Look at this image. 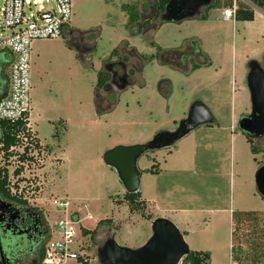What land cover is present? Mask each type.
I'll return each mask as SVG.
<instances>
[{
  "label": "rangeland",
  "instance_id": "374dc122",
  "mask_svg": "<svg viewBox=\"0 0 264 264\" xmlns=\"http://www.w3.org/2000/svg\"><path fill=\"white\" fill-rule=\"evenodd\" d=\"M236 2L254 7L248 0ZM148 4L147 0H71L68 27L86 34L85 41L95 42L93 54L85 58L64 36L31 42L29 126L42 147L30 152L33 161L23 163L18 176L13 171L22 164L18 161L22 147L14 149L16 155L5 165L0 154V166H7L12 192L40 211L50 230L64 216L52 201L69 203L70 217L81 219L79 240L87 264H97L94 251L105 233L119 246L136 249L149 238L150 223L156 218L170 221L189 251L206 252L208 264H230L229 211H257L249 223L257 230L264 228V200L254 185V173L264 164V137L252 140L258 150L252 154L237 128L238 120L250 112L246 64L254 59L264 68V16L254 7L255 21L248 24L232 17L224 21L223 9H202L206 21L164 24L153 39L169 46L181 44L183 37H198L203 52L221 67L219 73L234 82L233 92L230 84L229 90L220 92L221 84L213 81L210 69L200 73V83L195 78L184 82L176 73L172 77L177 97L167 110V102L156 93V78L169 72L153 63L143 73L144 87L121 94L115 109L98 118L93 94L101 61L121 41L150 52L143 37H132L124 29L123 18L145 14ZM171 36L176 43L167 44ZM2 76L6 78L7 69ZM194 99L212 112L215 126L196 128L170 154L149 151L140 157L139 193L147 206L141 213H130L122 200L124 190L115 172L102 163V155L116 145L144 144L157 133L174 129ZM157 167V174L149 172ZM18 180L15 189L12 184ZM99 221L103 222L97 226ZM83 230L95 231L84 235ZM232 244L235 254L241 248L248 256L258 255L257 247L238 244L234 238Z\"/></svg>",
  "mask_w": 264,
  "mask_h": 264
},
{
  "label": "flooded vegetation",
  "instance_id": "af4514ba",
  "mask_svg": "<svg viewBox=\"0 0 264 264\" xmlns=\"http://www.w3.org/2000/svg\"><path fill=\"white\" fill-rule=\"evenodd\" d=\"M147 1L149 4L145 11L146 13L136 15L135 21L130 22L129 16H127V19L123 17L125 21L124 29L133 36L138 35L139 37H143L146 46H155L157 56L156 54L136 51L127 41L119 42L116 48L101 61L97 72L93 94V109L95 114L102 111H113L121 94L135 86H140L139 83L146 66L151 64L152 61L160 59H163L166 63V70H171L174 74H181L184 82H188L189 78H194V74L199 70L210 69L213 73V81H219L221 84L220 92L225 93L229 90L227 88L229 84L230 91L232 90L231 92H233L234 82L232 80L229 81V76L226 73L220 74L219 77L216 76L221 67L217 66L215 58L203 52L202 44L200 46L197 42L194 43V41L190 40V44H186L187 42L183 41L182 48L175 47L163 50L160 46H156L153 39L160 32L161 27L164 24H177L179 22H161L159 19L160 15H155L157 0ZM205 9H209V7ZM198 20H207L203 12H201ZM62 36L68 39L72 48L81 58L93 54L95 42L92 40L90 42L85 41L86 34L69 28L63 30ZM164 54H167V57H164ZM90 65L93 67L92 64ZM208 89L215 90L216 87L210 86ZM156 93L159 98L167 102V110H169V102L177 97L175 86H173L169 77L162 78L157 82ZM195 104L204 105L201 100L194 99L184 117H186L192 105ZM204 108L208 111L213 121L212 112L205 105ZM167 151L169 152L170 150ZM48 231L49 228L44 217L36 208L9 202L0 196V248L2 240L8 238L9 247L13 248V255L17 253L14 252L15 249L23 246V254L27 257L26 264H30L31 262L35 264L41 248L45 246ZM15 235L19 239H15ZM0 264H8V262L1 261L0 259Z\"/></svg>",
  "mask_w": 264,
  "mask_h": 264
},
{
  "label": "water",
  "instance_id": "95a60500",
  "mask_svg": "<svg viewBox=\"0 0 264 264\" xmlns=\"http://www.w3.org/2000/svg\"><path fill=\"white\" fill-rule=\"evenodd\" d=\"M211 3L212 0H167L159 19L164 23L192 20L198 18L202 9L208 8ZM246 70L245 86L250 112L238 120L237 128L246 138L259 140L264 137V68L260 62L250 60ZM211 123L204 105H192L174 129L161 131L144 144L116 145L104 152L102 163L115 172L124 193L136 194L140 189L137 162L144 153L174 149L196 128ZM254 185L256 193L264 200V164L254 173ZM150 232L145 243L136 249L119 246L109 233H105L102 244L94 251L97 264H178L188 255L189 248L181 233L167 219L152 220ZM0 259L5 261L1 248Z\"/></svg>",
  "mask_w": 264,
  "mask_h": 264
},
{
  "label": "built area",
  "instance_id": "2783aa9c",
  "mask_svg": "<svg viewBox=\"0 0 264 264\" xmlns=\"http://www.w3.org/2000/svg\"><path fill=\"white\" fill-rule=\"evenodd\" d=\"M224 10V21L234 17V5ZM71 14V0H0V52L7 53L6 89L0 98V120L25 119L29 128L30 114V44L36 40H55L62 36ZM64 216L53 223L44 246L40 264H83L79 232L80 220L70 217L67 201L53 200ZM82 253V254H81ZM183 257L178 264H191Z\"/></svg>",
  "mask_w": 264,
  "mask_h": 264
},
{
  "label": "trees",
  "instance_id": "16d2710c",
  "mask_svg": "<svg viewBox=\"0 0 264 264\" xmlns=\"http://www.w3.org/2000/svg\"><path fill=\"white\" fill-rule=\"evenodd\" d=\"M254 7L260 9L264 13V0H248ZM166 0H157V5L155 8V15L158 16L163 11ZM233 5V0H212L209 8L212 9H230ZM234 21L236 22H252L253 21V9L248 5L241 2H234ZM137 16L134 13L129 15V21H135ZM9 55L4 52H0V98L4 95L6 89V78H3V66L8 65L10 58ZM264 59V58H263ZM214 122V120H213ZM246 142L250 146V151L252 154H257L258 150L252 147V140L246 138ZM22 147V152L18 155V161L21 164L18 168L13 171L14 176H18L22 172L23 163H30L33 161L30 152L34 150H40L42 145L39 140L35 137L34 134L30 133L29 128L26 127L25 119L18 121H3L0 120V154L5 162L8 161L13 155L14 149ZM150 173H156L152 168L149 170ZM21 181L18 180L16 184H12L15 189H17V183ZM0 196L3 197L6 201L27 205L25 199L22 198L21 194H16L12 192L11 184L9 180V174L7 166H0ZM123 202L128 206L130 213L139 212L141 213L146 207L143 201L140 200V193L136 194H126L122 196ZM37 210V209H36ZM40 212V211H39ZM41 213V212H40ZM257 212H233L231 215V249H230V264H264V228L257 230L256 226L252 223H249L253 218L254 214ZM106 221V220H104ZM103 221H99L98 225H101ZM110 223V222H108ZM95 231V230H94ZM94 231L83 230L84 235L94 234ZM259 232V235H257ZM257 235V238H255ZM234 236V237H233ZM15 239H19L17 235L14 236ZM49 234L47 233L46 240H48ZM234 240L238 244H245L250 247H257L258 255L256 257L248 256L246 251L239 248L235 254V249L232 244ZM241 239L244 241L241 242ZM12 240V238H11ZM9 239L2 240V254L3 258L8 264H26V256L23 254L22 247L19 246V249H15L14 252H17L16 255L12 254L13 248L9 247ZM13 247V246H12ZM20 253H19V252ZM44 246L41 248L39 255L35 264H40L43 259ZM86 259V258H85ZM187 262L191 264H208L209 256L207 253L189 251L188 255L184 258ZM34 264V263H30ZM83 264H87L83 262Z\"/></svg>",
  "mask_w": 264,
  "mask_h": 264
},
{
  "label": "crops",
  "instance_id": "0c3cea01",
  "mask_svg": "<svg viewBox=\"0 0 264 264\" xmlns=\"http://www.w3.org/2000/svg\"><path fill=\"white\" fill-rule=\"evenodd\" d=\"M256 8V7H255ZM253 9V21L252 22H243V23H248V24H252V23H254V21H255V11H254V7L252 8ZM262 14H263V16H264V13L262 12ZM130 32H132L131 30H130ZM129 35L130 36H132V37H139L138 35H136V36H133V35H131L130 33H129ZM157 35V34H156ZM155 35V36H156ZM155 36H154V38H155ZM173 36H171V39H169V40H167V44H168V42L169 41H174L175 43H176V39L173 37ZM181 40H180V42H181V44L178 46V43L177 44H173V45H166V44H164L163 42L161 43V42H158V41H156V40H154V43L156 44V46H160L163 50H166V49H168V48H175V47H179V48H182L183 47V45H182V42L184 41V42H187L186 44H190L189 42H190V40L191 41H194V43L195 42H197L198 44H200V46H201V41H200V39L198 38V37H188V38H180ZM132 47H134V46H132ZM147 48H148V50L150 51L148 54H156L157 52H156V47L155 46H153V45H149V46H146ZM135 48V47H134ZM136 49V48H135ZM136 51H138L137 49H136ZM250 54H252V53H250ZM156 56H157V54H156ZM164 57H167V54H164L163 55ZM9 57V56H8ZM10 58V57H9ZM264 58V57H263ZM252 60H254V59H252ZM257 61V60H256ZM262 62V61H261ZM260 62V63H261ZM153 63H156V65L157 66H159L160 68H162V69H164V70H166L167 68V65H166V63L163 61V59L161 60H154V61H152L151 62V64H153ZM148 66V65H147ZM146 66V67H147ZM7 67H8V65H5V66H3V71H4V69L6 70L7 69ZM146 69V68H145ZM145 69H144V71H145ZM204 70H207V69H201V70H199L198 72H196L195 74H194V78L196 79V81L198 82V83H200V81L202 80L201 78L202 77H200V73H202ZM167 72H169V75H167V76H164V75H158L159 77H157L156 78V82H158L159 80H161L162 78H166V77H169L170 78V80L172 81V84H173V86H175L176 85V82H175V80L173 79V75H175L173 72H171V70L170 71H168V70H166ZM219 75H220V73L218 72V74L216 75V76H218L219 77ZM199 77V78H198ZM191 78H189L188 80H190ZM140 86H135L134 88H137V89H141V88H143L144 86H143V76H142V78H141V80H140ZM112 111H102V112H99L98 114H96V116L98 117V118H101V117H103V116H105V115H107V114H109V113H111ZM63 124H64V122H63ZM215 124H216V122H215V118H214V122L212 121V123L211 124H209V125H205V126H207V127H213V126H215ZM190 135V134H189ZM188 135V136H189ZM186 138V137H185ZM183 140V139H182ZM177 145V144H176ZM177 149V147L175 146V148L173 149V150H176ZM172 150V151H173ZM172 151H169L167 154H170ZM167 157V159L169 158V157H171V155H167L166 156ZM164 161V163H167V161L168 160H166V159H164L163 160ZM158 173V167L156 168V173L155 174H157ZM140 200L141 201H143L144 202V204H145V207L147 206L146 205V202L141 198V196H140ZM206 210V209H205ZM177 211H180V210H177ZM180 212H186V210H182V211H180ZM210 212H215V211H211L210 210ZM233 212H235V210H231V211H229V218H230V231H229V249H231V215H232V213ZM237 212H249V211H245V210H243V211H238L237 210ZM253 212H257V211H253ZM78 213V212H77ZM80 221H81V219H80ZM200 252H202V251H200ZM202 253H206V252H202ZM209 256V255H208ZM209 259H210V257H209Z\"/></svg>",
  "mask_w": 264,
  "mask_h": 264
}]
</instances>
